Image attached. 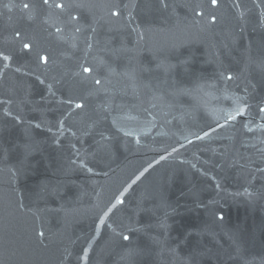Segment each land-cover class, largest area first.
Returning a JSON list of instances; mask_svg holds the SVG:
<instances>
[{
	"label": "water",
	"instance_id": "obj_1",
	"mask_svg": "<svg viewBox=\"0 0 264 264\" xmlns=\"http://www.w3.org/2000/svg\"><path fill=\"white\" fill-rule=\"evenodd\" d=\"M0 264H264V0H0Z\"/></svg>",
	"mask_w": 264,
	"mask_h": 264
},
{
	"label": "snow or ice",
	"instance_id": "obj_2",
	"mask_svg": "<svg viewBox=\"0 0 264 264\" xmlns=\"http://www.w3.org/2000/svg\"><path fill=\"white\" fill-rule=\"evenodd\" d=\"M47 2V0H45V3ZM213 3L215 4L216 3V0H213ZM28 45H25V48H27ZM87 70V69H86ZM77 107H80V105H77Z\"/></svg>",
	"mask_w": 264,
	"mask_h": 264
}]
</instances>
